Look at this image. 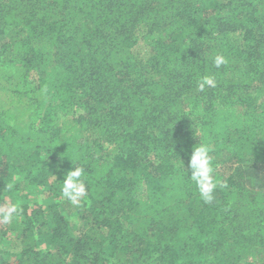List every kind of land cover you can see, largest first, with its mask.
I'll use <instances>...</instances> for the list:
<instances>
[{"label": "trees", "instance_id": "obj_1", "mask_svg": "<svg viewBox=\"0 0 264 264\" xmlns=\"http://www.w3.org/2000/svg\"><path fill=\"white\" fill-rule=\"evenodd\" d=\"M198 143L225 185L211 203ZM78 166L79 207L61 195ZM12 204L0 264H264V0H0Z\"/></svg>", "mask_w": 264, "mask_h": 264}, {"label": "clouds", "instance_id": "obj_2", "mask_svg": "<svg viewBox=\"0 0 264 264\" xmlns=\"http://www.w3.org/2000/svg\"><path fill=\"white\" fill-rule=\"evenodd\" d=\"M226 64L227 59L225 56L221 54L214 56L213 65L216 68ZM206 87H216V80L213 76L206 75L198 80V91L203 92ZM211 150L209 145L198 143L192 148L187 165L191 173L190 179L195 183L199 196L204 203H211L214 200V192L218 184L220 187L225 186L214 177L213 162L210 156ZM84 174L85 169L83 167H72L63 178L61 195L73 206L79 207L82 199L88 196V190L83 179ZM18 212L19 209L15 204L8 205L0 209V220L4 223H9Z\"/></svg>", "mask_w": 264, "mask_h": 264}]
</instances>
